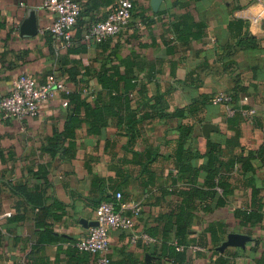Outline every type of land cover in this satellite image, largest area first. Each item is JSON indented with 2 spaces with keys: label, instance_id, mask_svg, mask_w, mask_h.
Returning a JSON list of instances; mask_svg holds the SVG:
<instances>
[{
  "label": "crops",
  "instance_id": "0c3cea01",
  "mask_svg": "<svg viewBox=\"0 0 264 264\" xmlns=\"http://www.w3.org/2000/svg\"><path fill=\"white\" fill-rule=\"evenodd\" d=\"M75 1L81 12L65 49L48 33L54 15L42 8L44 0H0V97L22 75L39 83L54 75L92 102L102 92L95 75L103 68L134 78L137 88L129 94V109L118 108L100 136L88 135L85 124L73 138L63 136L69 108L59 92L36 118L16 122L0 115V175L6 183L0 185V264H98L72 243L87 233L81 221L95 222L98 203L114 201L117 193L122 204L141 205L135 231L151 229L158 236L148 246L131 245L130 232L111 231L110 264L154 259L163 228L158 219L179 203L178 189L167 188L187 187L197 170L195 181L202 185L209 145L219 148L220 175L227 176L232 193L210 214L196 212L190 239L205 246L186 249L189 264H218L219 257L224 264H264V18L252 21L262 5L161 0L153 11L151 0H135L129 24L96 44L84 35L117 0ZM31 11L38 33L21 37L19 27ZM221 92L233 97L232 115L210 103ZM129 112H137L134 140L122 125ZM183 127L191 132L178 160ZM234 160L227 172L224 164ZM38 169L47 171L45 179L33 176ZM22 191L32 194V206ZM236 211L259 212L261 221L245 223ZM231 234L248 241L234 246Z\"/></svg>",
  "mask_w": 264,
  "mask_h": 264
},
{
  "label": "trees",
  "instance_id": "16d2710c",
  "mask_svg": "<svg viewBox=\"0 0 264 264\" xmlns=\"http://www.w3.org/2000/svg\"><path fill=\"white\" fill-rule=\"evenodd\" d=\"M113 71V73H109V70L103 68L95 75L103 93L100 92L96 96H93L92 102H88L86 97H82V90L71 91L68 95H63L69 108L63 131L65 138H73L75 130L82 124L86 125L88 135L100 136L101 132L106 129L108 120L118 116V108L124 110L129 109V94L137 88L136 80L119 75L116 70ZM136 115L137 112H129L125 116V123L122 124L125 126L124 131L130 140H134L136 137ZM176 115L181 116L180 114ZM120 121L122 122L123 118H120ZM190 132L191 127H183L181 129V141L178 145L180 153L177 155L178 160L181 152L183 153L184 141L188 138ZM49 144H51V140ZM51 146L54 147L53 145ZM218 151V147L214 145L208 146V152L205 154L206 163L203 167L205 177L201 186L197 185L195 181V178L198 176L197 170L196 173L190 174L193 175V178L190 179L187 187L180 186V188H176V186H170L167 188L169 193H173L178 189L179 203L174 209L161 215L158 219V222L163 224V228L159 237L160 242L151 253V256L155 258L150 261H141L139 264H189L186 249L193 245L205 246L202 242L190 239V229L194 223L196 212L202 211L206 215L210 214L214 209L224 206L225 199L232 193L227 182V176L220 175L219 162L216 157ZM259 152L262 151L260 150ZM248 159L241 161V163L243 162L242 165L244 168ZM236 161H229L224 164L227 172L230 171ZM181 170L183 171V169ZM37 171L39 175L34 174L33 176L45 179L47 171L45 169H38ZM0 185H6L1 175ZM22 187L24 186L10 189L19 192ZM20 193L23 199L32 206V194H27L25 191ZM111 202L115 204L116 208L118 207L115 199ZM104 203H109V201ZM119 203H122L121 200ZM100 204L102 203L99 202L96 208ZM234 215L243 222L251 224L259 223L262 217L259 212L255 211H236ZM207 231L211 233L212 229L208 228ZM144 233L154 239L158 236V231H152L151 229ZM216 242L218 241L212 237V243L216 244ZM74 243H72V246ZM181 247L183 248L182 251L177 250ZM73 249L78 251L74 247ZM217 262L218 264L225 263L221 257L217 259Z\"/></svg>",
  "mask_w": 264,
  "mask_h": 264
},
{
  "label": "built area",
  "instance_id": "2783aa9c",
  "mask_svg": "<svg viewBox=\"0 0 264 264\" xmlns=\"http://www.w3.org/2000/svg\"><path fill=\"white\" fill-rule=\"evenodd\" d=\"M248 3L261 4V11L253 18H264L263 0H245ZM135 0H117L116 7L102 21L94 23L85 33L84 40L100 44L120 34L131 21ZM42 8L54 15V20L48 28V33L54 43L61 48L71 47V31L75 27L81 9L75 0H44ZM72 90L56 76L49 75L46 80L39 83L34 78L22 75L18 77L13 89L6 96L0 97V115L5 119L23 122L36 118L41 105L53 97L56 92L68 95ZM233 97L227 93H218L210 98V103L223 106L228 115H232ZM67 106V101L62 103ZM252 115L254 111L247 112ZM121 195H115L116 205L112 202L102 203L95 209L96 227H89L86 235L79 238L73 247L78 251L87 253L96 258L98 264H109L110 252L109 234L111 231H124L129 233V243L145 246L153 244L155 239L144 232L135 231V220L141 213L139 203H119ZM177 250H181L178 248Z\"/></svg>",
  "mask_w": 264,
  "mask_h": 264
},
{
  "label": "water",
  "instance_id": "95a60500",
  "mask_svg": "<svg viewBox=\"0 0 264 264\" xmlns=\"http://www.w3.org/2000/svg\"><path fill=\"white\" fill-rule=\"evenodd\" d=\"M161 0H151V7L153 11H156ZM38 33V27L36 23V15L34 11L29 12L27 17L23 20L22 24L19 27V34L21 37H34ZM210 126L205 125L203 126V130L206 131L209 129ZM81 224L87 227H96L97 222H91L87 223L84 221H81ZM248 241V238L242 235H237V234H231L228 236V242L234 246L237 247H243L244 243Z\"/></svg>",
  "mask_w": 264,
  "mask_h": 264
}]
</instances>
